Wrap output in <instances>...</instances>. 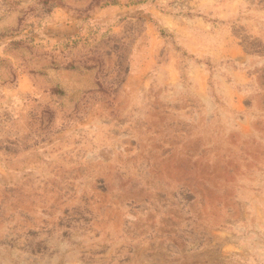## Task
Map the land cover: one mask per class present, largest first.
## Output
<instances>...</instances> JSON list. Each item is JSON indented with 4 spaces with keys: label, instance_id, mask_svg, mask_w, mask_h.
<instances>
[{
    "label": "rangeland",
    "instance_id": "rangeland-1",
    "mask_svg": "<svg viewBox=\"0 0 264 264\" xmlns=\"http://www.w3.org/2000/svg\"><path fill=\"white\" fill-rule=\"evenodd\" d=\"M0 264H264V0H0Z\"/></svg>",
    "mask_w": 264,
    "mask_h": 264
}]
</instances>
